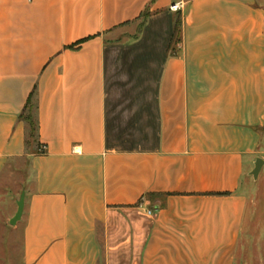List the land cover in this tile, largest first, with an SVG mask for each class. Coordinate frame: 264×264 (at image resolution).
I'll list each match as a JSON object with an SVG mask.
<instances>
[{"label":"crops","instance_id":"crops-1","mask_svg":"<svg viewBox=\"0 0 264 264\" xmlns=\"http://www.w3.org/2000/svg\"><path fill=\"white\" fill-rule=\"evenodd\" d=\"M258 157L264 0H0L21 264H236L264 227Z\"/></svg>","mask_w":264,"mask_h":264},{"label":"rangeland","instance_id":"rangeland-1","mask_svg":"<svg viewBox=\"0 0 264 264\" xmlns=\"http://www.w3.org/2000/svg\"><path fill=\"white\" fill-rule=\"evenodd\" d=\"M22 178H25L24 175ZM21 178V179H22ZM20 189L17 190V200L20 198ZM17 205L6 197L0 200V211L4 223L0 228V264H21L23 255L22 223L19 220L15 225H10L9 219L16 213ZM10 212V214H8ZM7 216V217H6ZM261 235L244 234L236 264H264V227L260 228Z\"/></svg>","mask_w":264,"mask_h":264},{"label":"water","instance_id":"water-1","mask_svg":"<svg viewBox=\"0 0 264 264\" xmlns=\"http://www.w3.org/2000/svg\"><path fill=\"white\" fill-rule=\"evenodd\" d=\"M264 161L262 158L258 157L254 164V169L251 172V175L254 177V179H257L259 176V173L263 167ZM18 209L15 214V216L10 220L11 225H15L19 220H21L24 207H25V192L22 193L20 200L17 203Z\"/></svg>","mask_w":264,"mask_h":264},{"label":"trees","instance_id":"trees-1","mask_svg":"<svg viewBox=\"0 0 264 264\" xmlns=\"http://www.w3.org/2000/svg\"><path fill=\"white\" fill-rule=\"evenodd\" d=\"M79 45V44H78ZM27 110V116L26 119L29 122L30 125V134L31 136L34 135L35 131H36V122L34 120V114H33V105H31L30 103V99L28 101L27 106L25 107V110ZM45 146H42L39 148V153H45L46 148H44Z\"/></svg>","mask_w":264,"mask_h":264},{"label":"built area","instance_id":"built-area-1","mask_svg":"<svg viewBox=\"0 0 264 264\" xmlns=\"http://www.w3.org/2000/svg\"><path fill=\"white\" fill-rule=\"evenodd\" d=\"M178 8H179V5L178 4H174V5L171 6V9L172 10H177Z\"/></svg>","mask_w":264,"mask_h":264}]
</instances>
